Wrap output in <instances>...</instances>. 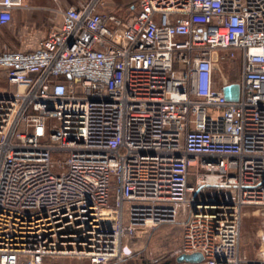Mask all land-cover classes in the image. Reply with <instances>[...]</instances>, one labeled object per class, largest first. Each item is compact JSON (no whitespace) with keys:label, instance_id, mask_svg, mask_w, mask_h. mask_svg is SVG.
Here are the masks:
<instances>
[{"label":"built area","instance_id":"built-area-1","mask_svg":"<svg viewBox=\"0 0 264 264\" xmlns=\"http://www.w3.org/2000/svg\"><path fill=\"white\" fill-rule=\"evenodd\" d=\"M50 2L35 48H0V264L120 263L165 223L197 264H264V0ZM26 7L0 0V26Z\"/></svg>","mask_w":264,"mask_h":264},{"label":"rangeland","instance_id":"rangeland-1","mask_svg":"<svg viewBox=\"0 0 264 264\" xmlns=\"http://www.w3.org/2000/svg\"><path fill=\"white\" fill-rule=\"evenodd\" d=\"M117 5L124 6L131 0H111ZM47 7L53 6L49 1ZM23 10L30 14L29 18L22 13L15 18L14 22L5 26H0V48L8 47L12 49L29 48L41 36H45L53 23L57 20L55 15L50 21L41 17L43 11L40 9ZM44 15V14H43ZM40 16L41 18H37ZM60 19V18H59ZM240 65L238 60L227 63H219V68L214 71V79L217 83L223 81L232 82L238 79ZM240 228V253L245 257H253L256 253L262 235L260 229L261 216L254 208L244 209ZM183 216H181L182 218ZM142 239L139 244V251L132 257L123 260L121 264H182L176 262L177 248L181 237V227L179 223H165L147 233H140ZM43 264H91L87 259L81 258H50Z\"/></svg>","mask_w":264,"mask_h":264},{"label":"crops","instance_id":"crops-1","mask_svg":"<svg viewBox=\"0 0 264 264\" xmlns=\"http://www.w3.org/2000/svg\"><path fill=\"white\" fill-rule=\"evenodd\" d=\"M49 1L50 0H23V4L26 5L27 7L26 8H18L16 10H14L13 17H12L11 22L12 23L14 22L15 18L19 15V13H22L23 16H27L29 18V15L30 14L25 13L23 10H32V9H35L34 7H36V9L42 10L44 15L42 14L40 16L41 17H45L47 22L50 21L51 17L54 16V15L51 14L49 11L42 9V7H47L48 6L47 4H49ZM40 16H36V17L37 18H41ZM55 17L57 18V20L53 23V25L51 26V28L57 27V25H59V23H60V20H61V19H59L60 16H55ZM43 37L41 36L34 44L31 45V47H29V48H22V49H33V48H35L37 46L38 42Z\"/></svg>","mask_w":264,"mask_h":264},{"label":"water","instance_id":"water-1","mask_svg":"<svg viewBox=\"0 0 264 264\" xmlns=\"http://www.w3.org/2000/svg\"><path fill=\"white\" fill-rule=\"evenodd\" d=\"M215 57V56H214ZM217 64H214V68L217 69ZM223 94L227 100H236L238 98L239 86L236 83L228 84L222 88ZM196 200V199H195ZM203 257L200 253L195 252L191 254H178L175 258L178 263L197 264L202 261Z\"/></svg>","mask_w":264,"mask_h":264},{"label":"trees","instance_id":"trees-1","mask_svg":"<svg viewBox=\"0 0 264 264\" xmlns=\"http://www.w3.org/2000/svg\"><path fill=\"white\" fill-rule=\"evenodd\" d=\"M115 264H121V262H120V263H115ZM163 264H168V262H166V263H163Z\"/></svg>","mask_w":264,"mask_h":264}]
</instances>
